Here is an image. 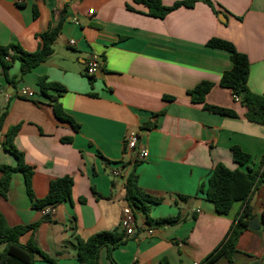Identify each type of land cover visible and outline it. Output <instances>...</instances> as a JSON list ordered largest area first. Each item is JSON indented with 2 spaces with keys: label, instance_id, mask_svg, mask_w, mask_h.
Here are the masks:
<instances>
[{
  "label": "crops",
  "instance_id": "1",
  "mask_svg": "<svg viewBox=\"0 0 264 264\" xmlns=\"http://www.w3.org/2000/svg\"><path fill=\"white\" fill-rule=\"evenodd\" d=\"M162 1L172 6L184 0ZM211 1L227 22L203 2L157 19L134 0H0V46L17 44L34 53L42 45L41 36L65 19L45 63L15 86L0 72V111H7L0 144L10 128L19 126L14 143L35 168V196L46 197L55 179H74L71 202L50 208L49 216L32 207L24 175L12 176L7 197L0 195V213L10 226L42 221L35 233L20 238L21 244L33 239L55 264H81L77 237L87 240L121 228L123 211L129 207L125 185L133 168L143 191L162 202L152 206L150 223L134 208L135 232L113 250L116 264H205L222 243L244 204L236 203L228 215H219L199 190L207 188L219 164L231 170H259L264 126L249 122L246 108L219 85L232 67L230 54L207 43L226 40L245 54L250 62L248 87L264 96V0ZM95 57L100 68L91 80L86 71ZM19 73L16 62L9 77ZM40 78L62 85L66 92L43 94ZM202 82L215 84L206 96L208 105L233 110L238 117L193 103L189 92ZM21 89L34 97H21ZM54 98L78 130L57 118ZM155 121L154 127L143 130ZM129 132H136L139 146L148 150L146 160L137 159V150L127 149ZM234 147L250 156L245 166L235 161ZM1 165H17L4 146ZM250 205L253 216L264 217V183L251 195ZM176 217L174 225L157 223ZM3 249L0 245V252ZM255 261L264 264V219L260 231L248 229L241 235L234 256V264ZM226 263L220 258L212 264ZM34 264L52 263L37 255ZM99 264H113L107 248L101 250Z\"/></svg>",
  "mask_w": 264,
  "mask_h": 264
},
{
  "label": "trees",
  "instance_id": "2",
  "mask_svg": "<svg viewBox=\"0 0 264 264\" xmlns=\"http://www.w3.org/2000/svg\"><path fill=\"white\" fill-rule=\"evenodd\" d=\"M138 4H143L147 8V15L157 19H164L175 10L185 7L193 8L196 3L203 2L207 4L218 16L220 12L211 0H184L175 3L172 6H166L162 0H134ZM129 10L133 8L128 6ZM64 18L51 27L41 36L42 45L40 49L34 53L24 51L19 45L11 44L8 46H0V72L6 77L7 82L16 85L25 75L33 71L35 68L45 63L54 53L55 42L62 30ZM207 46L213 49L223 50L230 54L232 67L223 73L219 85L222 88L231 90L233 96L238 98L241 104L246 108L245 118L252 123L264 126V96L252 92L248 87V79L250 73V62L248 57L239 52L233 43L222 39H211ZM20 63V73L16 77H9V70L14 63ZM91 80L93 77H89ZM38 86L43 94H47L50 90H56L60 94L66 92V88L56 83H50L46 78L38 80ZM215 86L211 82H202L189 92L193 103L202 104L204 109L220 114L223 116L238 117L233 110L208 105L206 96ZM55 114L61 121L70 123L75 129H79V125L68 116L57 98L53 99ZM7 111H0V131L3 129ZM157 122H148L143 126V130H150ZM19 132V126L10 128L4 140L5 149L15 156L17 159L16 166L1 165L0 172V195L7 197L12 176L15 173H22L25 177L27 192L32 202V207L36 210H44L46 208L54 209L64 202H71L72 191L74 187V179L65 176L53 180L50 183L49 192L46 197L39 199L33 191V177L35 168L26 163L24 154L19 151L14 143L15 137ZM70 141V140H69ZM234 159L241 167L245 166L250 156L244 153L239 147L233 149ZM264 183V156L262 165L259 170L252 171L247 169L231 170L223 164L216 166L210 174L207 182V188L201 186L199 192L205 195L206 199L213 203L217 214L228 215L236 203L244 204L241 213L235 218L231 227L215 251L208 256L205 264H212L220 258L227 260L226 264H234V256L238 252V242L241 235L248 230L249 222L253 217V209L250 205V198L255 189ZM126 201L134 213V208H139L147 217L148 223L151 222L149 214L152 206L159 205L162 199L153 197L143 191L139 186V176L136 169L130 172L125 185ZM183 201L189 200V197H179ZM81 203H85L84 198L80 199ZM50 216V214H49ZM179 221V217L157 220L158 224L174 225ZM42 221L20 226H10L3 214L0 213V245H4V249L0 252V264H34L37 255L44 260L55 264L56 260L45 254L33 239L28 244L23 245L20 238L28 232L35 233L41 226ZM73 232L76 228L73 227ZM128 235L121 228L113 231H103L92 235L87 240L77 237L78 241V258L81 264H99V255L103 248L108 250V259L113 263L112 252L114 249L125 244Z\"/></svg>",
  "mask_w": 264,
  "mask_h": 264
},
{
  "label": "built area",
  "instance_id": "3",
  "mask_svg": "<svg viewBox=\"0 0 264 264\" xmlns=\"http://www.w3.org/2000/svg\"><path fill=\"white\" fill-rule=\"evenodd\" d=\"M71 45L75 44V41H70ZM100 68V63L98 61V59L95 57L93 58L88 66H87V76L89 77H94V75L97 73V71ZM19 95L21 97H26V98H33L34 97V93L29 91L28 89H21L19 92ZM237 100H239L238 98H236ZM126 141V146L127 149L130 151H135L137 150V159L140 161H144L148 158L149 153L148 150L145 148H142L139 146V136L136 132H129L125 138ZM3 148V145L0 144V149ZM115 176L119 175L118 172H114L113 173ZM263 212H264V205H263ZM43 213L45 215H49L50 214V208H46L43 210ZM135 227H136V219H135V215L132 211V209L130 207H127L124 209L123 214H122V218H121V229L124 230L127 235H132L135 232ZM195 264H200V263H195Z\"/></svg>",
  "mask_w": 264,
  "mask_h": 264
},
{
  "label": "water",
  "instance_id": "4",
  "mask_svg": "<svg viewBox=\"0 0 264 264\" xmlns=\"http://www.w3.org/2000/svg\"><path fill=\"white\" fill-rule=\"evenodd\" d=\"M219 19L223 22H227V19L225 17V15L223 13H221L219 15ZM264 217L259 216V215H255L251 218L250 222H249V226L248 229L252 230V231H260L262 228V222H263ZM46 221L50 220V217L47 216L45 217ZM252 264H261L260 261H255Z\"/></svg>",
  "mask_w": 264,
  "mask_h": 264
}]
</instances>
